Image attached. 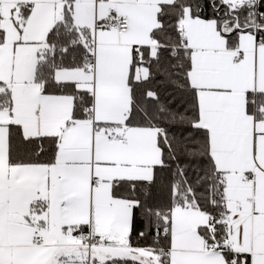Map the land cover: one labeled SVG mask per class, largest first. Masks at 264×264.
<instances>
[{
  "label": "snow or ice",
  "instance_id": "1",
  "mask_svg": "<svg viewBox=\"0 0 264 264\" xmlns=\"http://www.w3.org/2000/svg\"><path fill=\"white\" fill-rule=\"evenodd\" d=\"M0 264H264V0H0Z\"/></svg>",
  "mask_w": 264,
  "mask_h": 264
}]
</instances>
